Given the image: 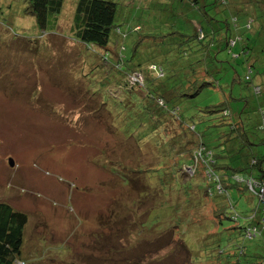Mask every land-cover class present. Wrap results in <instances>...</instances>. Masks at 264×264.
Returning a JSON list of instances; mask_svg holds the SVG:
<instances>
[{
	"label": "rangeland",
	"instance_id": "rangeland-1",
	"mask_svg": "<svg viewBox=\"0 0 264 264\" xmlns=\"http://www.w3.org/2000/svg\"><path fill=\"white\" fill-rule=\"evenodd\" d=\"M73 1L76 0H65L59 22L51 17L44 31L36 16L26 19L19 15L27 0H0V201L28 214L22 254L30 257L21 260L25 264H128L121 262L134 260L140 261L139 264H235L236 258L227 255L229 243L232 242L233 254L239 241L231 240L232 228L238 224L227 216L232 208L224 206L223 211H217L215 221L211 220L212 227H204L195 209L199 200L190 206L193 198L187 192L194 182L206 187L203 166L200 164L191 178L183 174L181 169L190 160V151L169 140L173 133L169 129L165 132L164 126L157 133L151 131L149 118L141 111L143 103L138 92L107 82L106 70L100 62L95 69L83 68L80 59L95 53L77 39ZM128 11L125 7L121 13ZM240 49L238 43L236 50ZM73 54L81 56L77 59ZM220 55L228 57L227 51ZM234 62L241 60L236 58ZM239 69L242 75L246 71L243 65ZM229 91L231 88L205 87L199 95L182 103L183 107L191 106L181 111L183 121L168 113L166 118L184 135L195 134L200 139L197 132L204 129V124L198 122L195 132L186 127L185 118L193 111L204 115V107L225 101ZM85 92L92 97L90 101ZM234 95L247 96L250 105L243 99L231 100L236 108L225 118L226 122L236 121L237 107L245 108L243 115L251 114L257 119L264 90L262 95L254 96L247 87L238 84ZM88 105L95 110L86 111ZM95 112L98 118L88 119ZM220 114V111L210 114L209 123L218 121ZM156 122L160 125L164 119ZM256 128L249 137L264 138V131ZM227 129L229 126L221 122L211 130L219 136ZM148 141L153 143L152 149L144 152L143 146ZM119 161L126 162V167L140 161L134 166L144 176L152 177L155 183L152 190H159L155 200L168 196L170 190L166 191V186L173 181L171 190L176 189L174 195L180 193V198L160 207L164 219L152 206L145 216L139 213L141 208L129 212L122 206H114L124 198L113 200L111 195L125 191L123 196H128V187L121 189L110 179L112 173L123 176L126 171ZM261 177L264 180V174ZM73 184L74 190H70ZM238 190L230 189L236 200L243 194ZM237 209L241 211L238 205ZM218 217H222V223ZM240 240L248 246L253 239ZM254 241L259 243L255 253L264 254L262 236ZM221 242V248H213ZM102 248L117 255L114 261L101 252ZM220 249L225 253L220 254Z\"/></svg>",
	"mask_w": 264,
	"mask_h": 264
},
{
	"label": "trees",
	"instance_id": "trees-1",
	"mask_svg": "<svg viewBox=\"0 0 264 264\" xmlns=\"http://www.w3.org/2000/svg\"><path fill=\"white\" fill-rule=\"evenodd\" d=\"M27 1L24 11H19V15L21 13L26 19L36 16L37 24L44 31H47L51 17L59 22L65 7V0ZM72 6L77 39L95 53L80 59L83 68L95 69L102 64L106 70L107 82L115 83L119 88L130 92H138L143 103L141 111L148 116L151 131L157 133L164 126L165 132L169 129L173 133L169 140L179 148L190 151L191 158L185 162L181 172L191 178L196 175L200 164L204 168L202 175L205 176L206 187L201 188L194 182L187 190L193 198L190 206L199 200L195 209L205 223L204 227H212L211 220L215 221L217 211H223L224 206L229 205L232 212L231 216H227L238 222L232 228L234 232L231 231V240L239 241H236L237 249L233 254L232 242L229 243L227 251L230 252L227 255L236 258L235 264H264V254L254 251L259 246L254 238L262 236L264 240V201L252 184V181H260L264 174V138L252 140L249 137L255 127L264 131V102L258 106L257 119L251 114L243 115L245 108L241 110V107H237L236 121L225 120L235 111L233 108H236L231 100L248 99L245 95H234L236 85L247 87L254 96L263 94L264 0H76L72 2ZM125 7L129 8L128 14L121 13ZM238 43L240 51L236 50ZM224 51H227L228 57L221 58L220 54ZM74 56L79 59L81 54ZM236 58L241 63H235ZM97 62H100L99 65ZM80 63H77L78 66ZM240 65L246 68L243 75L240 73ZM136 76H140L141 80H135ZM208 86L231 88V91L227 92L225 101L204 107V115L193 111L187 116L185 121L188 129L197 132L198 122L204 124V129L197 132L201 134L200 139L195 134L186 136L166 115L168 113L183 121L181 111L189 110L191 106L183 107L182 103L199 95ZM116 93L120 94L121 91ZM84 96L89 101L92 98L86 92ZM128 103L132 106V99ZM246 103L247 106L250 105V101L246 100ZM90 109L95 110L93 105H88L86 111L89 112ZM164 110L166 112H159ZM218 111L221 113L218 121L209 123L212 120L210 114ZM98 116L95 112L88 119ZM158 119H164V122L157 125ZM221 122L228 125L229 130L219 135L222 137L218 142L219 136L211 129ZM109 132L114 133V130ZM150 134L149 132V136ZM142 135L147 137L145 133ZM205 135L207 139L202 138ZM152 145L150 141L146 142L144 152H149ZM119 162L126 171L123 176L109 171L113 174L110 179L121 189L128 187V196H123L125 191L111 195L113 200L124 198L116 201L114 206H122L129 212H138L141 208L139 213L143 216L152 206L164 219L165 215L160 207L178 202L180 198V193L174 195L176 189L171 190L173 181L166 186V191L170 190L168 196L162 200L158 197L161 201L157 203L155 198L159 190H152L155 185L152 177L144 176L143 171L134 166L140 161L129 167H126V162ZM188 168L192 170L188 171ZM75 185L70 190H74ZM231 188H238V193L243 194L236 200L230 192ZM192 193L196 195L193 196ZM249 195L256 198L253 205L248 201ZM237 205L241 211L237 209ZM15 208L17 207L9 202L0 201V264H17L19 261L25 264L21 259L30 257L22 254L28 214ZM218 218L219 223H222V217ZM104 220L103 224H106V218ZM142 233L139 231L140 235ZM116 235L112 236L115 238ZM241 237L253 240L246 246L240 240ZM215 245L213 248H221L222 242ZM105 250L106 248H102L101 252L114 261L117 255L106 253ZM220 250L219 253H225V250ZM121 263L139 264L140 261Z\"/></svg>",
	"mask_w": 264,
	"mask_h": 264
},
{
	"label": "built area",
	"instance_id": "built-area-1",
	"mask_svg": "<svg viewBox=\"0 0 264 264\" xmlns=\"http://www.w3.org/2000/svg\"><path fill=\"white\" fill-rule=\"evenodd\" d=\"M134 79L138 81V80H141V77L140 76H136ZM187 170L191 171L192 168H188ZM252 184L254 186V189L256 188L259 191L260 197L264 201V180L252 181ZM17 264H23V262L19 261Z\"/></svg>",
	"mask_w": 264,
	"mask_h": 264
},
{
	"label": "crops",
	"instance_id": "crops-1",
	"mask_svg": "<svg viewBox=\"0 0 264 264\" xmlns=\"http://www.w3.org/2000/svg\"><path fill=\"white\" fill-rule=\"evenodd\" d=\"M230 150H231V148H230ZM255 200H256V198L255 197H253V196H248V201H250V204L251 205H253L254 204V202H255ZM245 205V204H244ZM250 205V206H251ZM241 206L243 207V204L241 203ZM253 207V206H252Z\"/></svg>",
	"mask_w": 264,
	"mask_h": 264
},
{
	"label": "water",
	"instance_id": "water-1",
	"mask_svg": "<svg viewBox=\"0 0 264 264\" xmlns=\"http://www.w3.org/2000/svg\"><path fill=\"white\" fill-rule=\"evenodd\" d=\"M10 164L14 165V160L13 159H10Z\"/></svg>",
	"mask_w": 264,
	"mask_h": 264
}]
</instances>
